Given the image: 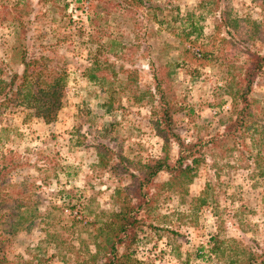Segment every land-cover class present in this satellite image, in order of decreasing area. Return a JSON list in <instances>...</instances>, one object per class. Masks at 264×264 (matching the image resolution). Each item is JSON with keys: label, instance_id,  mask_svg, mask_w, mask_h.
Masks as SVG:
<instances>
[{"label": "rangeland", "instance_id": "obj_1", "mask_svg": "<svg viewBox=\"0 0 264 264\" xmlns=\"http://www.w3.org/2000/svg\"><path fill=\"white\" fill-rule=\"evenodd\" d=\"M19 48L68 77L50 123L0 109L5 264H84L128 195L129 162L175 163L179 148H166L151 115L155 72L174 130L200 162L179 192L163 190L140 213L141 231L120 253L132 264H264V70L249 72L251 55H264V0H0L3 77L22 72ZM94 62L108 80H89ZM98 144L118 169L102 167Z\"/></svg>", "mask_w": 264, "mask_h": 264}, {"label": "trees", "instance_id": "obj_2", "mask_svg": "<svg viewBox=\"0 0 264 264\" xmlns=\"http://www.w3.org/2000/svg\"><path fill=\"white\" fill-rule=\"evenodd\" d=\"M79 1L81 0H75V2ZM95 8L96 10L89 21L96 26L100 14L97 12V6L89 3V9ZM106 11L110 13L108 9ZM107 44L109 45L107 52L110 53H116L115 46H120V44L110 40L106 42ZM13 52L16 58L20 60L23 70L8 77H3L0 70V109L3 106L14 104L31 111L28 117L33 116L46 123L54 121L57 112L63 105L62 92L67 82V71L64 68L50 69L41 66L42 64L36 66V60L28 56L25 48L15 49ZM250 59L251 69L249 72L252 73L251 75L255 76L264 70V55H251ZM91 66L89 71L92 75L89 80L104 82L109 79L107 67L103 69L98 67L97 62H94ZM153 80L158 97L157 107L155 106L151 112L154 124L163 133L162 138L166 148L169 147L171 142L177 144L179 156L173 165L168 163V156L159 159L150 158L145 162H129L130 167H126L125 171L129 172V168H132L137 175L130 174L131 186L126 188L128 191L127 197L123 199V202H120L119 212L112 217L111 222L104 229H100L105 232L104 239L93 243L95 254L89 256V261L84 264H132L131 254L123 252L130 249L141 231L143 222L140 213H149L163 190V193L179 192L184 181L189 182L191 180L194 167L200 162L199 156H196L199 152L196 150L197 145L185 143L174 130L172 112L175 110L172 100L165 90L162 78L158 77L155 72L153 73ZM249 81L247 79V85L242 96L247 95V90H249L251 84V81ZM243 118L241 117V119ZM95 148L99 152V162L102 167L118 169V165L109 164L110 151L102 152L103 146L101 144H98ZM187 160L191 161L192 166L183 165ZM162 171L167 172L169 175L168 180L165 183L155 182V178ZM121 249H123L122 255H120ZM211 251L218 253L220 246L215 244ZM248 257L245 258L246 262L241 263L232 260L228 264H253L252 257L251 259ZM0 264H5L4 258H0Z\"/></svg>", "mask_w": 264, "mask_h": 264}]
</instances>
